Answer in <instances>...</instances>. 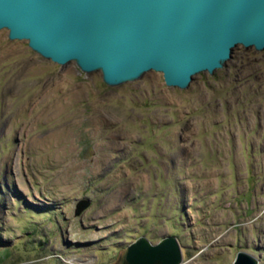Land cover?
Segmentation results:
<instances>
[{
  "label": "rangeland",
  "instance_id": "obj_1",
  "mask_svg": "<svg viewBox=\"0 0 264 264\" xmlns=\"http://www.w3.org/2000/svg\"><path fill=\"white\" fill-rule=\"evenodd\" d=\"M169 233L181 264L264 261V48L108 84L0 28V264H119Z\"/></svg>",
  "mask_w": 264,
  "mask_h": 264
},
{
  "label": "water",
  "instance_id": "obj_2",
  "mask_svg": "<svg viewBox=\"0 0 264 264\" xmlns=\"http://www.w3.org/2000/svg\"><path fill=\"white\" fill-rule=\"evenodd\" d=\"M2 27L53 61L99 69L108 84L154 69L166 84L186 87L194 74L223 66L239 43L264 48V0H0ZM89 202L77 201L75 212ZM258 260L241 249L230 264ZM183 262L169 233L156 242L139 235L119 264Z\"/></svg>",
  "mask_w": 264,
  "mask_h": 264
},
{
  "label": "bare ground",
  "instance_id": "obj_3",
  "mask_svg": "<svg viewBox=\"0 0 264 264\" xmlns=\"http://www.w3.org/2000/svg\"><path fill=\"white\" fill-rule=\"evenodd\" d=\"M240 44V43H239ZM205 71V70H204Z\"/></svg>",
  "mask_w": 264,
  "mask_h": 264
}]
</instances>
